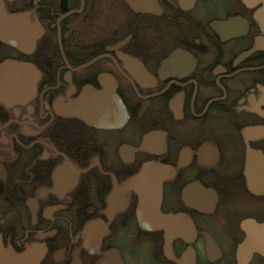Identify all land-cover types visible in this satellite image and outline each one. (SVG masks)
Returning a JSON list of instances; mask_svg holds the SVG:
<instances>
[{"label":"flooded vegetation","instance_id":"obj_1","mask_svg":"<svg viewBox=\"0 0 264 264\" xmlns=\"http://www.w3.org/2000/svg\"><path fill=\"white\" fill-rule=\"evenodd\" d=\"M249 220L264 0H0V264H264Z\"/></svg>","mask_w":264,"mask_h":264},{"label":"water","instance_id":"obj_2","mask_svg":"<svg viewBox=\"0 0 264 264\" xmlns=\"http://www.w3.org/2000/svg\"><path fill=\"white\" fill-rule=\"evenodd\" d=\"M14 29H18V27H15ZM18 40L19 36H15ZM151 173L150 168L148 166H145L142 168V170L134 177L135 183L141 184V190H139V193L141 194V199L142 203L138 209V217L140 221V226L142 228H159V227H168L174 234H179L178 230L176 228H173L172 224H166L170 223L171 221L178 220V217L174 216H162L161 213L159 212V204L156 202L155 205L157 204V208L151 209H146V207L151 203L150 201L146 200L148 197V191L146 189V183L152 182L153 179L149 177V174ZM158 198H160V189L158 188ZM150 194V193H149ZM158 201V200H157ZM152 205V203H151ZM149 215L157 216L158 219L164 220V224H146L149 221ZM254 224V223H253ZM252 221H245L243 222L242 226L245 228L247 231V238L244 244L239 246L238 253L240 257H242L241 254L245 253H251L250 249L257 250L259 252H262L264 254V225H256V227H253ZM159 226V227H158ZM172 227L173 230L170 228ZM151 229V228H150Z\"/></svg>","mask_w":264,"mask_h":264}]
</instances>
